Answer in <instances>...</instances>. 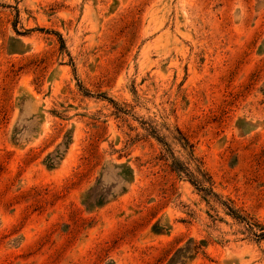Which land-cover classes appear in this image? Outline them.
<instances>
[{"label":"rangeland","instance_id":"rangeland-1","mask_svg":"<svg viewBox=\"0 0 264 264\" xmlns=\"http://www.w3.org/2000/svg\"><path fill=\"white\" fill-rule=\"evenodd\" d=\"M0 264H264V0H0Z\"/></svg>","mask_w":264,"mask_h":264}]
</instances>
